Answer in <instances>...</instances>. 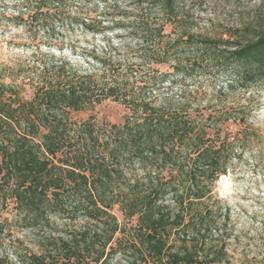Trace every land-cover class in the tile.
Instances as JSON below:
<instances>
[{
  "label": "trees",
  "instance_id": "trees-1",
  "mask_svg": "<svg viewBox=\"0 0 264 264\" xmlns=\"http://www.w3.org/2000/svg\"><path fill=\"white\" fill-rule=\"evenodd\" d=\"M12 1L19 10L2 11L7 21L47 31L74 2ZM122 16L131 60L93 53L97 71L60 59L20 81L0 77V230L14 212L34 237L0 249V264L228 260L229 212L214 188L239 154L249 113L236 105L208 112L173 89L203 62L222 67V93L264 84V16L226 38L192 31L181 0H129ZM106 100L125 107L121 122L72 116ZM229 122L240 126L236 136Z\"/></svg>",
  "mask_w": 264,
  "mask_h": 264
},
{
  "label": "rangeland",
  "instance_id": "rangeland-1",
  "mask_svg": "<svg viewBox=\"0 0 264 264\" xmlns=\"http://www.w3.org/2000/svg\"><path fill=\"white\" fill-rule=\"evenodd\" d=\"M128 3L129 0H74L62 15L63 24L57 22L49 31L16 25L0 14V77L10 82L8 76H16L20 81L39 73L43 62L60 59L81 69L97 71L98 64L87 57L93 53L113 57V60H131L135 42L117 27ZM181 9L190 19L192 31L226 38L230 33L237 35L238 28L264 16V0H181ZM18 10L16 2L0 0V13L5 11L15 16ZM167 31H172V37L176 36L172 28ZM160 68L172 71L168 66ZM221 72L219 64L203 62L194 68L193 74L178 76L173 91L184 90L195 106H207L208 112L231 105L246 107L249 126L239 134L242 138L239 154L226 177L221 176L214 188L219 204L229 212L228 260L219 264H264V84L248 93L240 90L222 93L220 87L227 80ZM29 95L27 91V97ZM125 111L120 103L106 100L91 111L73 112L72 116L85 119L94 115L96 121L118 123ZM226 126L232 136L240 130V126L232 122ZM115 213L123 222L124 217L117 207ZM4 216L9 221L0 230V249H8L18 241L32 245L33 231L23 227L14 212ZM65 223L57 219L55 227L63 229ZM119 258L117 256L114 262Z\"/></svg>",
  "mask_w": 264,
  "mask_h": 264
},
{
  "label": "bare ground",
  "instance_id": "bare-ground-1",
  "mask_svg": "<svg viewBox=\"0 0 264 264\" xmlns=\"http://www.w3.org/2000/svg\"><path fill=\"white\" fill-rule=\"evenodd\" d=\"M224 177H226V175H223Z\"/></svg>",
  "mask_w": 264,
  "mask_h": 264
}]
</instances>
